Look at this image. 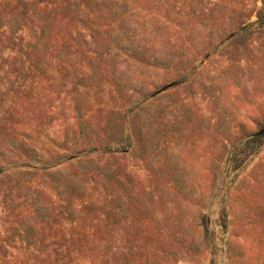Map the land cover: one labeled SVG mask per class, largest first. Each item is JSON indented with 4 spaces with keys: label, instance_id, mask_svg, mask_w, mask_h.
I'll return each instance as SVG.
<instances>
[{
    "label": "rangeland",
    "instance_id": "374dc122",
    "mask_svg": "<svg viewBox=\"0 0 264 264\" xmlns=\"http://www.w3.org/2000/svg\"><path fill=\"white\" fill-rule=\"evenodd\" d=\"M0 264H264V0H0Z\"/></svg>",
    "mask_w": 264,
    "mask_h": 264
}]
</instances>
